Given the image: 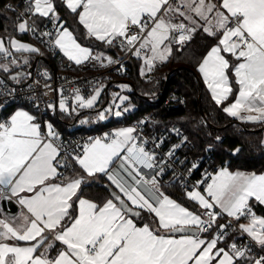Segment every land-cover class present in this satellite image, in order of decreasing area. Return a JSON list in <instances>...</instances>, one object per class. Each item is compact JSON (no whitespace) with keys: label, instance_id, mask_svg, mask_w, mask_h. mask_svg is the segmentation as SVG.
I'll return each mask as SVG.
<instances>
[{"label":"snow or ice","instance_id":"obj_1","mask_svg":"<svg viewBox=\"0 0 264 264\" xmlns=\"http://www.w3.org/2000/svg\"><path fill=\"white\" fill-rule=\"evenodd\" d=\"M61 2L76 15L86 38L143 56L149 72L197 34L213 38L215 43L197 65L212 99L221 105L235 95L223 108L227 115L264 122V0ZM27 5V18L18 24L21 33L54 37L51 42L76 65L104 59L109 65L118 63L103 53L94 55L78 42L59 15L56 0H27ZM34 16L51 22L55 32L38 33ZM11 46L18 52L39 51L15 39ZM0 53L11 55L2 40ZM99 95L97 90L85 99L77 93L75 100L80 107L91 108ZM59 108L67 110L63 99ZM121 114L115 112L117 117ZM99 119H106L103 112ZM136 131L120 129L68 152L58 143L52 124L43 129L28 111L17 110L0 120V199L15 198L26 210L12 221L0 219V264H264V255L245 261L251 244H229V224L218 222L222 214L235 221L247 218V224H239L240 232L264 251V217L257 216L250 203L264 205V174L222 168L211 176L203 194L187 193L205 210L194 213L161 191L156 176L164 169L157 170L155 154L146 150V141L134 135ZM142 169L153 170L151 178ZM98 175L114 186L100 203L83 195L88 178ZM144 213L151 223L138 224ZM177 233L183 235L175 238Z\"/></svg>","mask_w":264,"mask_h":264},{"label":"trees","instance_id":"obj_2","mask_svg":"<svg viewBox=\"0 0 264 264\" xmlns=\"http://www.w3.org/2000/svg\"><path fill=\"white\" fill-rule=\"evenodd\" d=\"M24 1L0 0V36L13 34L22 37V34L17 29L22 18L10 3L17 4L25 10L28 5ZM56 2L59 15L63 21H66L65 26L74 31L81 44L90 47L95 53H103L104 56L109 54L114 57L125 54L126 50H122L121 47H110L96 41L94 38H86V30L78 23L76 15L71 13L61 0H56ZM23 36L26 35L24 34ZM5 37L8 38L7 36ZM214 43L213 38L207 37L202 33L197 34L182 50H174L167 62L155 63V67L147 74H141L140 65L142 59L134 55L129 56L122 70L114 74L113 84L108 90L109 97L111 98L116 94L114 90L123 85L128 86L127 89L121 88L122 90L125 89L124 92L128 96L125 102L132 104L133 109L125 112L121 117L100 120L97 118V110L84 112V109H82L77 120L79 121L84 116L88 117V123L82 125H77L78 123L71 125L68 123L72 122L77 116L73 110H70V114L61 111L54 112L50 115V118L55 123L58 131L67 135L75 132L94 131L105 126L130 123L145 113H151L159 125L169 124L173 121L178 122L194 142L196 153L204 154L207 151L211 152L217 165L232 170L241 169L257 173L263 172L264 143L262 142L263 129H260L262 125L244 123L227 115L223 111V108L235 98V95L229 96L227 101H224L221 105H217L207 91L197 70L198 63ZM228 58L230 60L233 59L230 56ZM46 59V63L52 64L57 70L61 68L59 60L50 54L46 53ZM233 62L235 61L233 60ZM177 67L180 68L175 69ZM173 69L175 70L169 75L167 84L168 74ZM199 79L203 86L202 105H200L199 101ZM232 79L234 80V77ZM107 83L104 84L101 98L92 108H97L104 103L106 99L105 86ZM166 84L167 89H165ZM17 106L21 105L7 104L0 106V120L9 117ZM67 174H71V170H68ZM104 184L110 185V181L102 175L88 178L83 191L84 197L98 203L103 202L109 197L110 193ZM161 188L163 192L172 196L181 204L191 208L194 207V202L186 196V191L181 189L179 185L172 184L161 186ZM253 205L256 208L257 215L264 216V205L256 202H253ZM223 221H225L224 216L218 218L220 224ZM142 222L151 223L148 213H144L143 221H137L138 224ZM203 235L209 236V233ZM212 235H215V233H212ZM239 239L241 237L236 230H233L227 240L229 242ZM251 258L255 257L251 255L250 257H246L245 261ZM242 264H245V262L242 261Z\"/></svg>","mask_w":264,"mask_h":264},{"label":"built area","instance_id":"obj_3","mask_svg":"<svg viewBox=\"0 0 264 264\" xmlns=\"http://www.w3.org/2000/svg\"><path fill=\"white\" fill-rule=\"evenodd\" d=\"M24 2L27 3V0ZM10 4L17 10L22 19L27 18L28 14L25 13V10L21 6L13 3ZM32 19L28 21L29 24L32 23ZM36 23L38 25V33L45 30L55 32L52 23L46 19L42 22L36 21ZM28 32L37 43L39 50L34 61L32 74L31 76L29 74L30 77L24 83L10 84L0 78V106L18 104L30 107L36 110L42 122L49 113L53 114L57 110L61 97L66 102V108H72L77 93L86 96L101 85L111 82L114 74L120 72L126 64L127 58L132 56L130 52L126 51L122 56L111 57L113 61H118V63L109 65L107 59H104L103 62L90 60L84 64L76 65L74 62L69 61L54 43L51 42L54 40V37L37 38L32 32ZM45 50L52 57L59 60V64L61 65L59 70L54 66L52 69L50 65L43 61ZM49 105H52V107H49ZM128 125L137 129L134 135H138L141 140L146 141V150L155 154L157 170L160 168L164 169L162 175L156 176L160 186L177 184L186 192L192 190L203 192L207 183L211 182V176L218 173L222 168H225L215 163L211 152L207 151L204 154H197L194 149V142L178 122L173 121L169 124L159 125L151 113H145ZM115 131L116 126L112 125L94 131L75 132L67 135L58 132V143H61L63 148L68 152H73L74 150L80 151L82 150V146L90 140L111 135ZM157 144H159V147L156 146ZM170 151L173 152L171 157L167 155ZM193 164L197 165L194 169L192 168ZM142 171L148 178H151L153 170L142 169ZM4 200L7 199H0V205ZM204 211L202 209L201 213ZM216 211L219 212V209H216ZM253 211L257 215L254 205ZM222 216L225 217V221L221 224H229V228L226 230V239H228L233 230H236L241 237L239 240L229 241V244L232 242H237L238 245L251 244V255L255 258L264 255V251L261 250L259 245L251 241V238L246 233L240 232L237 221L226 215L222 214ZM204 219H207V217H204Z\"/></svg>","mask_w":264,"mask_h":264},{"label":"crops","instance_id":"obj_4","mask_svg":"<svg viewBox=\"0 0 264 264\" xmlns=\"http://www.w3.org/2000/svg\"><path fill=\"white\" fill-rule=\"evenodd\" d=\"M45 18H41V17H38V16H35V20L37 21V22H42L43 20H44ZM20 34H22V37L23 38H25V40L24 41H26L27 43H28V45H30V46H32V47H35V48H37L38 49V47H37V43L33 40V38L30 36V34H29V32L27 31V32H23V33H21V32H19ZM26 35V36H23V35ZM79 42V41H78ZM83 46H85L84 44H82ZM86 47H88V46H86ZM90 48V47H89ZM91 49V48H90ZM92 50V49H91ZM93 51V50H92ZM23 55H21V56H14V55H9L8 57H6L5 55H4V59L3 60H7L6 58H8V59H11L12 61L13 60H15L16 61V63H12L11 61H9V63L7 64L8 65V68H7V71H5L4 70V67H0V71H3V72H15V71H17L18 72V77H17V79H16V83H24V82H26L27 80H28V78H29V75H26V73H25V71H28L29 70V68L31 67V65L34 63V61H35V58H36V56H37V52H35V53H33V52H26V51H20ZM46 53H48L49 54V52L47 51V50H45L44 51V54H43V56H44V62L46 63ZM93 54H98V53H95L94 51H93ZM226 56H227V54H225ZM13 56V57H12ZM14 57H15V59H14ZM105 57H113L112 55H106ZM67 58V57H66ZM1 59V60H2ZM141 65H140V71L142 70V69H144V74H147L149 71H147V69H146V67H145V65L143 64V56L141 57ZM8 61V60H7ZM157 63V62H156ZM46 64H48V65H50L49 63H46ZM51 67V66H50ZM200 76H201V78H202V81H203V83L205 84V86H206V89H207V91L209 92V94H210V96H211V93H210V91H209V89H208V87H207V85H206V83L204 82V80H203V77H202V75L200 74ZM103 88H104V85H101L100 87H98L97 89H95L94 91H97V90H99L100 91V95H99V97L97 98V100H96V102H95V104L99 101V99L101 98V93H102V90H103ZM91 93H89V94H87L86 96H83L84 98H87V96H89ZM82 96V95H81ZM212 97V96H211ZM61 98H63V97H61ZM75 99V98H74ZM235 99V98H234ZM234 99L231 101V102H233L234 101ZM64 100V99H63ZM60 101V100H59ZM231 102H229V103H227L225 106H227V105H229ZM74 103H75V101H74ZM94 104V105H95ZM74 105V104H73ZM224 106V107H225ZM67 109V108H66ZM70 109V108H69ZM82 109H84V112H88L87 110H85L86 109V107H84V108H82ZM17 110H24V111H28L30 114H33V115H36L37 117H38V122H40L41 123V125H42V128L43 129H45L46 130V127H47V124H52V126H53V129H54V131L56 132V133H58V132H60V131H58V129H57V127L55 126V123L52 121V119L50 118V115H52V114H50L49 113V115H47L45 118H44V121L42 122L41 121V119H40V117L38 116V114H37V112H36V110H34V109H32V108H30V107H27V106H17L14 110H13V112L11 113V114H13L15 111H17ZM59 111H61V112H64V113H66V114H70V112H67V111H62V110H60V108H59V103H58V107H57V110L55 111V113H57V112H59ZM10 114V115H11ZM81 114V112L79 113V115ZM9 115V116H10ZM78 115V116H79ZM77 117V116H76ZM236 119H238V118H236ZM239 121H242V122H244V123H250V124H259V125H262V127L264 126V122H256V123H253V122H247V121H243V120H240V119H238ZM78 123V122H77ZM121 124H126V123H121ZM129 124V123H128ZM120 125V124H117V125H115L116 126V131L117 130H120V129H124V128H127V127H131L130 125ZM89 142H91V140L89 141ZM88 142V143H89ZM262 142L264 143V128H263V136H262ZM226 168V167H225ZM229 171H231V172H237V171H240V172H244V173H246V174H252V173H255V174H257V175H259V174H264V171L263 172H260V173H257V172H254V171H250V170H241V169H235V170H232V169H230V168H227ZM161 187V186H160ZM161 190H162V188H161ZM192 191H196V190H192ZM187 193L188 192H186V196H187ZM166 194V193H165ZM202 194H203V192H202ZM167 195V194H166ZM170 198H172L173 200H175L172 196H170V195H168ZM188 197V196H187ZM13 200H15L16 201V199L15 198H13ZM176 202H178L177 200H175ZM192 201V200H191ZM192 202H194V207L193 208H191V207H187L186 205H184V204H181L180 202H178V203H180L182 206H184V207H186L188 210H190V211H192V212H194V213H197V214H201V208L199 207V205H198V203L197 202H195V201H192ZM254 202V201H253ZM253 202H250V203H253ZM18 204V203H17ZM19 205V204H18ZM22 212H26V210L25 209H22L21 208V206L19 205V209H18V211H17V213L15 214V215H13V216H10V215H8L4 210H3V208H2V206L0 205V219H5L6 221H12L13 220V218H18L19 216H20V214L22 213ZM257 216H259V215H257ZM249 220L248 219H245V218H243V219H240V221L238 222V224H240V223H243V224H247V222H248ZM181 235H183V234H175V238H180V236ZM202 236L203 237H205V238H207V237H209V236H205V235H203L202 234ZM228 242V241H227ZM21 243H23V242H21ZM223 246V245H222ZM51 255H55V253H51ZM246 259V258H245Z\"/></svg>","mask_w":264,"mask_h":264},{"label":"rangeland","instance_id":"obj_5","mask_svg":"<svg viewBox=\"0 0 264 264\" xmlns=\"http://www.w3.org/2000/svg\"><path fill=\"white\" fill-rule=\"evenodd\" d=\"M34 20H35V16L34 17H32ZM17 29H18V26H17ZM18 32H20L19 31V29H18ZM5 36H7L8 38H6ZM13 39H15L16 41H18V42H20V43H25V44H28L26 41H24L25 40V38H23V37H20V36H17V35H13V34H5V35H2V36H0V40H2L3 41V43H4V45H5V47L9 50V52L11 53V55H14V56H21V55H23L20 51L18 52V51H16L15 49H13L12 48V46H11V40H13ZM9 56V55H8ZM8 56H6V57H8ZM18 56V57H19ZM13 57V56H12ZM4 59V54L3 53H0V67H4V66H7V68H8V63H9V61H11L12 62V60L11 59H8V58H6L7 60H3ZM2 59V60H1ZM14 59H15V57H14ZM119 87V86H118ZM124 90L125 89H123L122 90V88L120 87V88H118V89H116V90H114V92H116V94H114L111 98H110V101H109V104L104 108V109H102L101 111H98V115H97V118H99V114L101 113V112H103L104 113V115H105V117H106V119H104V120H107V119H109V118H111V117H117V116H115V112L116 111H120L122 114H121V116L125 113V112H127V111H130V110H132L133 109V105L132 104H130V103H126L125 101L128 99V96L126 95V92H124ZM95 93H96V91H93L89 96H87V98H90L92 95H95ZM127 97V99L126 100H124V101H121L120 100V97ZM87 98H85V99H87ZM63 98H60V100H62ZM74 101H75V103H74V105L72 106V108H67V112H70V110H73V112L74 113H76V115L78 116L79 115V113H80V111L82 110V108H84V107H80L79 106V104H78V102L74 99ZM60 102V101H59ZM94 106V105H93ZM91 109H93V111L96 109V108H86L85 110H91ZM125 109H127V110H125ZM121 116H119V117H121ZM88 117L87 116H84V117H82V119H80L79 121H78V124L77 125H82V124H84V123H88ZM162 191V190H161ZM189 192V191H188ZM260 217H264V216H260ZM249 222V221H248ZM247 222V223H248Z\"/></svg>","mask_w":264,"mask_h":264},{"label":"water","instance_id":"obj_6","mask_svg":"<svg viewBox=\"0 0 264 264\" xmlns=\"http://www.w3.org/2000/svg\"><path fill=\"white\" fill-rule=\"evenodd\" d=\"M51 68L53 69V65L50 64ZM34 68V63L31 65V67L29 68L28 71H25L26 75H29L31 76L32 74V70ZM180 67H177L175 69H179ZM171 70L168 74V77H167V84H168V79H169V75L175 70ZM18 72L15 71V72H3V71H0V78L4 79L5 81H7L8 83L10 84H15L16 83V79L18 77ZM29 76V77H30ZM119 81H127V80H119ZM113 84V82H109L107 83V85L105 86V94H106V99L104 101V103L102 105H100L99 107H97L95 110L97 111H101L102 109H104L108 104H109V101H110V97H109V87ZM167 84H166V87L165 89H167ZM199 89H200V95H199V101H200V105H202V91H203V86H202V82L201 80L199 79ZM202 112H203V109L201 108ZM87 111H93V109L91 110H87ZM78 119V116L72 121V122H68L69 124L71 125H76L77 124V120ZM263 127H261L260 129H263ZM105 187L108 188L109 191L112 190V187H110L109 184H104ZM1 206L3 208V210L10 216H13L17 213L18 209H19V205L17 204V202L15 200H4L2 201L1 203ZM177 234H180V233H177Z\"/></svg>","mask_w":264,"mask_h":264}]
</instances>
